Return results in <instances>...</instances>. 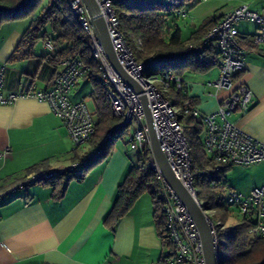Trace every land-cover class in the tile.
I'll use <instances>...</instances> for the list:
<instances>
[{"label":"crops","instance_id":"1","mask_svg":"<svg viewBox=\"0 0 264 264\" xmlns=\"http://www.w3.org/2000/svg\"><path fill=\"white\" fill-rule=\"evenodd\" d=\"M241 4L264 10V0H228L218 13L204 16L198 23L190 19L185 35L177 21L170 26L169 34L179 30L185 40L207 18L216 16L217 22ZM33 18L0 24V67H4L5 93L17 91L26 80L34 81L38 89H49L61 69V62L52 61L54 52L46 49L44 41L36 44V56L7 60ZM237 27L244 37L246 65L235 76L233 87L245 84L252 98L244 112L232 113L228 119L264 143V55L261 47L250 42L255 25L242 21ZM209 72L183 74L190 85L188 97L203 112H213L230 91L211 95L213 88L204 86ZM218 73L219 69L215 78ZM85 79L71 89L68 98L72 102L84 101L87 107L91 102L88 109L95 116L96 107L89 95L92 87L89 89ZM88 146L74 147L66 127L46 102L26 97L0 105V152L6 151L0 159V191L14 186L31 170L70 164ZM132 164L125 144L115 143L107 158L90 167L82 178L70 180L60 197L53 196L52 185L35 183L0 198V264H158L162 240L153 199L147 191L137 197L112 228L103 222L118 185ZM224 182L226 191L233 189L243 194L264 186V161L230 166Z\"/></svg>","mask_w":264,"mask_h":264},{"label":"built area","instance_id":"2","mask_svg":"<svg viewBox=\"0 0 264 264\" xmlns=\"http://www.w3.org/2000/svg\"><path fill=\"white\" fill-rule=\"evenodd\" d=\"M120 1L123 0H96L117 60L125 72L141 87L142 92L137 93L112 68L83 1L65 0L70 15L65 14L64 19L72 16L88 37L91 56L98 64L97 71L92 73L78 57H68L61 60V69L55 74L49 89H38L34 81L26 80L17 91L5 93L4 67L1 66L0 105H10L19 98L26 97L46 102L52 113L66 127L74 147L89 145L95 132L94 113L88 109L84 101H70L68 94L80 79L92 74L99 85L106 90L112 112L121 118L117 127H122V131L117 133L110 131L105 137L112 138L113 144L123 139L133 150L143 151L148 147L150 151L144 108L140 99V96L144 95L159 146L176 178L189 191L205 214L212 234L215 258L219 261V247L223 243L218 235L220 222L214 221L208 210L203 209L198 201L194 187V176L198 170L194 166L179 115H190L203 125L201 140L204 153L209 160V166L204 171H218L223 166H248L264 161V143L241 130L228 119L232 113L244 112L252 98V93L245 84L233 87L235 76L243 71L246 65V50L242 45V35L237 25L242 21L255 25L253 34L249 36L250 42L256 48L261 47V53L264 55V10H252L247 4L234 7L208 30L201 39L200 46L193 48L198 50L199 47L213 45L219 52L218 76L215 80L208 81V86L213 88L210 94L216 96L222 90H230L219 100L213 112H203L188 97L190 85L183 75L169 70L144 75V71L154 63L163 59H173V56L155 57L142 63L135 59L120 33L119 21L114 11V5ZM59 7L60 4L57 3L56 8ZM175 13L178 16H186L188 11L182 8ZM44 46L52 53L56 50L49 39L44 41ZM170 91L185 95L186 98L182 99L180 104H173L167 97ZM134 121L136 127L130 128ZM101 145L102 142L94 146L89 145L80 158L66 166L31 172L14 186L0 191V198L28 185L44 183L59 175H70L74 179L81 178L86 165L100 156ZM5 154L6 151L0 152V159ZM149 157L151 159L149 166L156 173L158 184L156 199L162 203L164 216L162 251L158 264H205L201 239L188 209L162 177L151 151ZM214 177L218 178V175ZM214 183L215 181H212L211 185ZM225 194V204L233 206L242 219L251 223L248 240L264 237V186L254 188L247 194L233 189L227 190Z\"/></svg>","mask_w":264,"mask_h":264},{"label":"trees","instance_id":"3","mask_svg":"<svg viewBox=\"0 0 264 264\" xmlns=\"http://www.w3.org/2000/svg\"><path fill=\"white\" fill-rule=\"evenodd\" d=\"M198 2L199 0H123L114 5L120 33L138 62H146L155 57L173 56V59H163L154 63L144 71V75L161 70H169L180 75L187 72L207 73L219 64V52L213 45L202 46L198 50L193 49L195 46H200L201 39L216 23V16H211L199 24L185 40L182 39L179 30L169 34L167 40L163 37L166 20L171 16H178L175 13L177 10L187 5L192 7ZM57 3L60 4L59 8H56ZM65 14L70 15L65 0H0V24L8 20L34 17L7 60L34 57L36 44L49 39L56 47L52 61L58 63L68 57H78L92 73L97 71L98 64L91 56L88 37L72 16L64 19ZM243 40L244 37L241 36L242 44ZM87 78L93 84L89 95L96 107L95 132L89 145L94 146L102 142V152L99 157L86 165L85 172L107 158L113 149V140L106 138V134L110 131L117 133L123 129L117 127L121 118L112 112L106 90L99 85L92 74L87 75ZM167 97L173 104H180L181 100L186 98L185 95L174 91H170ZM179 118L183 120L186 141L194 166L198 170L194 177L205 188L202 194L197 192V198L203 201V209L212 210V217L221 220L218 235L223 243L219 247V263L264 264V237L248 240L250 222L242 219L234 225H224L228 218V210L219 196L226 192L224 178L230 166H223L218 171H204L209 166V160L206 158L201 140L203 125L190 115H182ZM149 156L148 147L138 151V163L131 165L123 181L118 185L114 203L103 221L109 228H112L129 211L141 193L147 191L153 199L156 226L162 237L164 226L162 203L156 199L158 184L156 173L147 162ZM37 170H31L29 174ZM214 175H218V178ZM72 179L70 175H59L50 178L44 184L52 185L53 196L60 197L66 184ZM212 181H215L213 185H211ZM222 244L228 248L227 256H222L220 253Z\"/></svg>","mask_w":264,"mask_h":264},{"label":"water","instance_id":"4","mask_svg":"<svg viewBox=\"0 0 264 264\" xmlns=\"http://www.w3.org/2000/svg\"><path fill=\"white\" fill-rule=\"evenodd\" d=\"M82 1L87 8L93 28L112 68L125 82L131 85L137 93L142 92L141 87L136 83V81L132 77H130L125 72V70L119 64L111 43L106 23L101 15L96 0ZM140 99L144 108V120L148 133L149 148L152 153L154 162L156 163L166 183L174 191V193L177 195L183 205L188 209L201 239L205 264H220L219 261H217L215 258L212 234L206 216L198 205V203L196 202V200L192 197L189 191L182 185V183L176 178V176L172 172L168 161L157 141L154 126L152 123V118L145 96L141 95Z\"/></svg>","mask_w":264,"mask_h":264},{"label":"rangeland","instance_id":"5","mask_svg":"<svg viewBox=\"0 0 264 264\" xmlns=\"http://www.w3.org/2000/svg\"><path fill=\"white\" fill-rule=\"evenodd\" d=\"M228 3V0H199L198 3L194 4L192 7H190V5H187L185 7V9L188 11V14L186 16H171L169 17L168 20V25L166 24V29H164L163 31V37L164 39L167 40V36L169 35V30H170V26H172L174 21H177V23H179L180 27H182L183 33L184 35L186 34V32L188 31L187 24L190 23V19H193L195 23H198L199 21H201L202 17L207 16V15H211L213 13H218L219 11H221V9L225 6V4ZM217 10L215 11L214 9ZM218 65L213 67L211 69V71L208 74V77L206 78V81L204 82V86L207 88L208 86V81H213L215 80V74L217 72ZM86 78V79H85ZM83 79H85V82L87 83V86L93 87V84L91 83V81L87 78L84 77ZM82 80V79H80ZM80 80L77 82V84L80 82ZM76 84V85H77ZM210 87V86H208ZM87 104L88 107H91V102H88ZM179 117H181V115H179ZM183 121V120H181ZM136 127V123L135 121L132 122V124L130 125V128H135ZM122 144L124 143L130 159L132 161L133 164H137L138 163V151L133 150L130 148V146L128 144L125 143V141L123 139H120L116 142V144ZM207 158V156H206ZM148 164H151V159L150 157H148ZM195 178V177H194ZM194 187L197 190L198 194H202L205 191V188L198 182V180L195 178L194 179ZM225 193H223L221 196H219V199L222 201V203L225 205L226 209L228 210V218L226 220V222L224 223L225 226H230V225H234L236 223H239L241 221V215L239 214V212L233 207V206H228L225 204ZM204 200V199H203ZM199 203L202 204L203 201L201 199H198ZM205 201V200H204ZM208 214L212 217L213 215V211L212 210H208ZM214 219V221H221L219 218L216 217H212ZM221 249H220V253L222 254V256H227L228 254V248L227 246H224V244L221 245Z\"/></svg>","mask_w":264,"mask_h":264}]
</instances>
